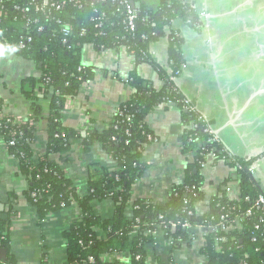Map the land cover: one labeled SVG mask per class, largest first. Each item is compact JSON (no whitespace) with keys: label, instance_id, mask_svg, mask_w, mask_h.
I'll use <instances>...</instances> for the list:
<instances>
[{"label":"trees","instance_id":"obj_1","mask_svg":"<svg viewBox=\"0 0 264 264\" xmlns=\"http://www.w3.org/2000/svg\"><path fill=\"white\" fill-rule=\"evenodd\" d=\"M48 1L50 4L37 12L44 0H0V45L13 48L24 60L40 67L41 78L31 82L39 86L40 92L51 91L53 95L48 118V149L39 161L34 160L32 148L36 125L42 119L41 109L36 104L32 106V117L26 122L15 123L8 116L0 117V134L7 143L15 142L8 148L20 163V172L28 179L25 195L40 219L77 205L79 218L64 233L67 264H124L106 262L104 258L125 251L131 254L129 264H147L146 248L155 243V238L145 233L155 230L157 225L168 226L166 238L186 240L187 233L182 229L185 223L192 227H220L232 225L237 218L243 219V227L228 233L221 230L209 233L201 254L208 264H264V213L253 211L251 216L246 215L262 193L248 172L254 161L236 157V162L229 160L227 149L212 134V124L188 104L176 86L174 80L184 66V40L180 35L172 32L168 36L170 74L149 55L151 45L164 37L166 29L178 19L201 30L194 7L178 0H160L159 6L150 10L142 5V0H129L134 7L140 5L138 9L135 7L137 19L132 32L127 24L125 7L113 0ZM64 26L72 29L73 34L68 38L61 33ZM87 45L98 52L126 49L137 65L151 64L163 86L156 90L140 78L136 70L133 71L127 82L134 93L121 107L114 123L102 133L86 131L83 137L85 150L96 143L101 144L106 154L116 161L118 169L106 171L93 166L89 172L88 193L80 196L72 181L50 162V156L68 150L72 139L81 138L63 126L62 113L67 101L94 77L92 68L82 64V50ZM167 101L182 111L184 124L188 127L183 152L192 155L193 162L186 168L183 185L172 190L168 202L155 205L136 199L133 189L147 168L141 161L144 146L158 141L145 120ZM2 114L3 103L0 101ZM213 154L231 168L236 164L242 168L235 170L232 179H238L240 183V197L238 201H232L224 192L212 199L206 214L199 215L196 206L204 200L202 164ZM108 199L114 203V212L112 219L105 220L94 212L92 202ZM129 211L133 214L131 218L127 216ZM224 217L227 220L222 222ZM171 225H176L175 233L171 232ZM259 225L262 227L257 230ZM9 228V222L3 221L0 215V249L8 252L0 264H18L9 253ZM98 233L103 237L100 238ZM217 237L226 239L219 244L222 252L215 250Z\"/></svg>","mask_w":264,"mask_h":264},{"label":"crops","instance_id":"obj_2","mask_svg":"<svg viewBox=\"0 0 264 264\" xmlns=\"http://www.w3.org/2000/svg\"><path fill=\"white\" fill-rule=\"evenodd\" d=\"M178 1L194 7L201 30L178 19L166 29L164 37L151 45L149 55L170 74L168 36L172 32L180 35L184 40V66L174 80L176 86L212 124V132L229 153L254 161L257 168L253 178L264 191V0ZM141 2L150 10L160 4V0ZM82 64L92 68L94 77L67 101L62 113L63 126L81 138L72 139L68 150L51 155L50 162L72 181L80 196H85L93 166L106 171L118 169L101 144L85 150L86 131L102 133L114 123L119 110L134 93L127 82L133 71L156 90L162 88L163 82L151 64L137 65L134 56L124 48L98 52L87 45L82 50ZM40 78V67L24 60L13 48L0 45V101L4 115L26 122L32 117L33 104L42 112L32 148L36 162L45 155L50 143L48 118L53 96L51 91L40 92L39 86L31 82ZM145 122L158 141L144 146L141 161L147 168L134 185L133 193L136 199L165 205L172 190L183 185L186 168L193 162V156L183 152L188 127L178 107L164 104L150 113ZM232 169L226 162L208 156L202 169L204 200L196 206L199 215L208 212L213 198L226 192L225 187L233 181ZM232 185L238 192L239 185ZM28 186L19 161L0 134V215L10 224V255L18 264H67L64 233L79 218L80 211L74 204L40 219L25 195ZM92 208L105 220L113 217L111 199L92 202ZM132 215L131 211L127 213L129 218ZM195 232L193 243L175 249L164 239L148 245L147 264H208L201 254L206 231ZM7 254H0V260ZM117 259L129 263L131 254L125 251L116 257L108 256L105 261Z\"/></svg>","mask_w":264,"mask_h":264},{"label":"built area","instance_id":"obj_3","mask_svg":"<svg viewBox=\"0 0 264 264\" xmlns=\"http://www.w3.org/2000/svg\"><path fill=\"white\" fill-rule=\"evenodd\" d=\"M100 1L106 2V0H100ZM113 2H117V3H119V4H121L122 6L125 7V10H126V13H127V24H128V27L130 28V30L132 32H134L135 31V21L137 19V12L135 10V7L133 5H130L129 4V0H113ZM49 4L50 3H49L48 0H44L43 5L41 7H39V8H37V12L38 11L39 12L42 11ZM201 28H202V26H201ZM61 33L64 35L65 38H68L69 36H71L73 34L72 29L69 26H64L62 28ZM21 48L23 49L24 46L21 45ZM188 104L192 105L189 101H188ZM165 105L171 106L172 105V102L171 101H167L165 103ZM192 106L195 108L194 105H192ZM5 116L6 115H4V113L2 115H0L1 118H4ZM13 120H14L15 123H22V121H20V120H16V119H13ZM192 127L194 128V126H192ZM212 134H214V133L212 132ZM214 136H215V140H218L217 137H216V135H214ZM6 144L8 145V147L9 146H14L15 145V142H13V141H11L10 143H7L6 142ZM211 156H214L215 157L214 154L211 155ZM227 156H228V159L229 160H231L232 162H236L235 161L236 158L231 153L228 152V155ZM222 161L225 162V160H222ZM204 165H205V163L202 164V168H204ZM256 168H257V166L252 165L248 169V172L252 175V177H253V174L255 173ZM236 169L237 170H241L242 168L238 164H236V166L232 169L234 171V173H235V170ZM232 184L239 185L238 192L235 191L234 186ZM225 189H226L227 196L232 201H238L239 200V197H240V183H239L238 179H235L234 182H232V183H228V185L225 187ZM261 192L262 193L255 200L254 206L252 207V209L247 212V214H246L247 216H251L253 211H260V212L264 213V191H261ZM226 220H227V217L222 218V222H224ZM243 222H244L243 219L237 218L232 225L230 224V225L226 226L225 224H222L220 227L219 226H213V227H209V228H207V227H192L189 223H185L182 226V229H183V231L185 233H187V237L188 238L186 240L178 239V238H166L165 232H166L168 226H164L163 227L161 224L160 225H157L155 230L148 231L145 234L147 236H153L155 238V243L157 241H159L160 239H164L165 241H167L168 245L171 248H174L175 249L179 245H182V244H188L189 245V244L193 243L196 240V237H197V233L195 232L196 230L199 231L201 229H205V231H206L205 239H206V237H207V235L209 233H216L219 230H221L222 232L228 233V232H230L232 230H235V229H241L243 227ZM261 227H262V225H259V226L256 227V229L257 230H260ZM176 229H177L176 228V225H171V232L172 233H175ZM263 233H264V227H263ZM134 235H137V232ZM98 236L100 238L103 237L102 236V233H98ZM224 242H226V239L225 238H219V237H217L215 239V250H216V252H222L223 251L222 247L219 244L224 243ZM204 246H205V243H204ZM117 256H119V255H117ZM110 257H116V256H110ZM105 258H104V260H105ZM137 259H140V258L138 257ZM117 261H120V262H122L124 264H129L130 263V262L129 263H125V262L121 261L120 259H117ZM90 262L93 263L94 262V259H90ZM170 264H175V263H170Z\"/></svg>","mask_w":264,"mask_h":264},{"label":"water","instance_id":"obj_4","mask_svg":"<svg viewBox=\"0 0 264 264\" xmlns=\"http://www.w3.org/2000/svg\"><path fill=\"white\" fill-rule=\"evenodd\" d=\"M135 7L138 9L140 5H135ZM0 254L6 255V250H0Z\"/></svg>","mask_w":264,"mask_h":264},{"label":"rangeland","instance_id":"obj_5","mask_svg":"<svg viewBox=\"0 0 264 264\" xmlns=\"http://www.w3.org/2000/svg\"><path fill=\"white\" fill-rule=\"evenodd\" d=\"M258 175H260V173H259ZM259 177H260V176H259Z\"/></svg>","mask_w":264,"mask_h":264}]
</instances>
